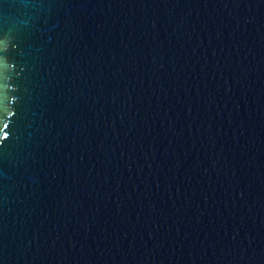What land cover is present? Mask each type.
<instances>
[{
	"label": "water",
	"instance_id": "obj_1",
	"mask_svg": "<svg viewBox=\"0 0 264 264\" xmlns=\"http://www.w3.org/2000/svg\"><path fill=\"white\" fill-rule=\"evenodd\" d=\"M0 264H264V0H0Z\"/></svg>",
	"mask_w": 264,
	"mask_h": 264
}]
</instances>
